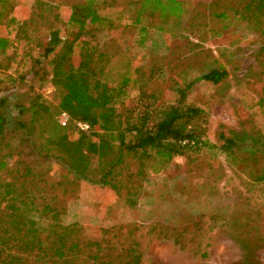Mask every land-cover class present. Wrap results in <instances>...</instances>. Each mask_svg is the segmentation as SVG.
<instances>
[{"label":"rangeland","instance_id":"374dc122","mask_svg":"<svg viewBox=\"0 0 264 264\" xmlns=\"http://www.w3.org/2000/svg\"><path fill=\"white\" fill-rule=\"evenodd\" d=\"M74 1H14L9 15L27 19L25 35L18 39L15 30L6 27V16L0 17V36L9 41L0 54V113L8 120L7 133L17 115L15 104L26 102L30 94L38 93L48 112L58 105L61 92L50 82L49 61H32L40 55L49 27L59 29L61 36L72 32L67 21ZM107 1L102 13L114 17L123 11L129 19L128 5L139 7L141 0ZM178 1L183 9L178 22L162 24L157 13L146 12L144 40L138 27L124 29L123 24L86 40L109 58L105 82L116 86L129 78L126 96L115 104L108 129L123 124L129 109L137 105L136 69L145 79L152 67H158L149 86L161 92L159 102H175L173 89L193 81L184 102L204 111L199 125L209 145L174 156L164 166L150 160L139 170L130 163L118 190L71 179L59 191L60 222L75 225L73 237L81 243L104 245L101 260L113 264H124L126 250L134 245L142 264H264V179L256 180L264 172V19L256 30L230 10L229 20L213 18L215 0ZM222 2L238 7L241 0ZM161 24L170 32L158 31ZM79 54L74 50L68 60L74 67ZM212 68L224 69L226 76L218 83L199 78ZM222 135L241 138L230 155L221 148ZM2 148L0 141V155L9 152ZM29 150L23 149L16 162L35 159ZM51 168L52 179L64 173L57 164ZM97 169V159L92 158V177ZM93 262L80 257L75 264Z\"/></svg>","mask_w":264,"mask_h":264},{"label":"trees","instance_id":"16d2710c","mask_svg":"<svg viewBox=\"0 0 264 264\" xmlns=\"http://www.w3.org/2000/svg\"><path fill=\"white\" fill-rule=\"evenodd\" d=\"M14 1L17 0H0V17L6 16V27L15 30L18 39L25 35L27 19L9 15ZM222 1L215 0L217 7L210 12L213 18L229 20L231 11L234 17L246 18L256 30L259 28L264 19V0H241V7L226 6ZM108 4L107 0H76L67 21L72 32L61 36L59 29L47 27L46 43L32 63L49 61L50 82L61 92L55 109L48 112L41 96L30 94L26 102L15 104L17 115L8 133V120L0 113V141L2 149L9 151L0 155V264H75L80 257L85 262L92 259L93 263L113 264L111 260H101L104 245L98 241L81 243L73 237L75 225L60 222L62 212L57 204L63 185L71 179H84L118 190L120 176L130 163L137 164L139 170L150 160L164 166L174 156L209 145L202 139L199 125L204 111L184 102L193 81L173 89L178 95L175 102H159L161 92L149 86L158 67H152L145 79H140V69H136L137 105L129 109V118L123 124L108 129L115 104L126 96L129 78L116 86L105 82L109 58L86 38L123 24L124 29L138 27L143 39L147 33V26L142 24L147 19L146 12L157 13L158 20L166 25L171 20L178 22L183 12L178 0H141L139 7L128 5L127 11L132 12L126 19L123 11L114 17L102 13ZM163 26L157 30L170 32L168 26ZM8 45V39L0 36V54ZM74 50L80 52L75 67L68 61ZM225 76L224 69L212 68L199 78L218 83ZM62 114L67 116L65 125L59 120ZM76 122L87 123L88 129H78ZM221 137V148L229 155L236 140H241L238 136ZM27 147L35 159L21 165L16 159ZM36 157L42 162H36ZM92 158L98 163L95 177L90 175ZM53 163L64 171L57 179L49 175ZM263 179L264 172L256 177ZM124 258V264H142L135 245L128 247Z\"/></svg>","mask_w":264,"mask_h":264},{"label":"built area","instance_id":"2783aa9c","mask_svg":"<svg viewBox=\"0 0 264 264\" xmlns=\"http://www.w3.org/2000/svg\"><path fill=\"white\" fill-rule=\"evenodd\" d=\"M60 123L61 125H65L66 120H67V116L65 114H62L59 117ZM76 126L78 127V129L80 130H86L88 129V124L87 123H83V122H76Z\"/></svg>","mask_w":264,"mask_h":264}]
</instances>
